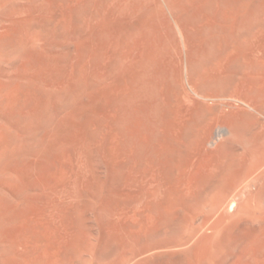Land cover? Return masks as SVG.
<instances>
[{
	"label": "rangeland",
	"instance_id": "rangeland-1",
	"mask_svg": "<svg viewBox=\"0 0 264 264\" xmlns=\"http://www.w3.org/2000/svg\"><path fill=\"white\" fill-rule=\"evenodd\" d=\"M256 10L264 0H0V264L264 263V183L261 217L238 213L206 255L210 198L264 157V73L253 82L241 31L222 33L250 18L263 43ZM212 29L231 44L222 65L198 54ZM237 188L228 214L254 198Z\"/></svg>",
	"mask_w": 264,
	"mask_h": 264
},
{
	"label": "bare ground",
	"instance_id": "bare-ground-1",
	"mask_svg": "<svg viewBox=\"0 0 264 264\" xmlns=\"http://www.w3.org/2000/svg\"><path fill=\"white\" fill-rule=\"evenodd\" d=\"M246 12V11H245ZM254 13H250L249 12V14L248 15H253ZM264 15V11H262V12H260L259 10H256L255 11V16H256V18H258V17H261V15ZM244 15H245V13H244ZM241 16H238V17H233V22L231 21V20H228L227 21V23L228 24H226V23H224V24H222V33L223 34H226V35H228V34H230V33H232V34H237L238 33V31H241L242 32V35H241V37L238 39V40H240V39H242L243 41H244V39H246L247 38V41L248 40H250V42H251V44H249L244 50H243V45H240V44H243L244 42H241L240 44H237V46H239V48L241 47L242 48V50H241V52H242V57H244L245 59H244V61L243 62H249L250 63V65L252 64V66L251 67H253L251 70L252 71H248L249 72V74L254 78V81L253 80H251V78H250V80L251 81H253L254 83L255 82H259V80L257 79L258 78V75L259 74H262L261 72H263L264 73V42L263 43H261L262 42V40H260V39H257L256 38V34H258V33H260V32H258L257 30H253L252 29V23H251V20H250V18H248V19H246V20H242L241 18H240ZM236 19V20H235ZM238 19V20H237ZM240 19L242 20V21H240ZM178 20V19H177ZM176 20V21H177ZM182 21V20H181ZM257 21L258 22H260V23H264V22H262L263 20H262V18H259V19H257ZM177 24H178V22H177ZM264 25V24H263ZM180 25L178 24V27H179ZM260 27V25L258 26V28ZM179 31H180V29H179ZM182 32V31H181ZM258 32V33H257ZM248 34H250V38L247 36ZM183 37V36H182ZM249 38V39H248ZM202 40H200V42H201V47L199 48V50H198V54L200 55V59H201V61H202V58H201V56L202 57H207V56H211V57H213V58H216V57H218V58H220L221 59V57L223 56V54L222 53H220L219 51L221 50L222 51V49H220L219 50V48H221V47H223V46H225L226 44L225 43H223V39L220 37V36H217V33H216V31L214 30V29H212V31L211 30H208L207 31V34H206V37L205 38H201ZM200 42H199V44H200ZM181 43V42H180ZM249 43V42H248ZM227 44H229V43H227ZM246 44V43H245ZM161 45V44H160ZM160 45L158 46H154V49L152 50L151 49V51L153 52V53H155L153 56H154V58H156V59H161V58H163V49H164V46H162V47H160ZM220 45V46H219ZM231 45V44H230ZM230 45H226V46H230ZM177 46H178V48H180L179 47V44H177ZM181 46V45H180ZM183 46H185V45H183ZM219 47V48H216V47ZM225 46V47H226ZM234 46V44L232 45V47ZM244 46H246V45H244ZM188 47V46H187ZM195 47H196V45H195ZM231 47V48H232ZM182 48V47H181ZM237 48V47H236ZM239 48L236 50V49H232V51L231 52H234V50L235 51H238L239 50ZM188 49H189V47H188ZM187 49V50H188ZM193 49V48H192ZM224 49V48H223ZM230 49V48H229ZM172 50V49H171ZM181 50H183V49H181ZM190 50V49H189ZM219 50V51H218ZM170 51V50H169ZM230 51V50H229ZM172 52V51H171ZM177 52H179V51H177ZM170 53V52H169ZM181 53H184V50H183V52H181ZM185 53H187L186 51H185ZM184 53V54H185ZM194 53V52H193ZM228 53V52H227ZM235 53H237V52H235ZM235 53H233L234 55H235ZM171 54V53H170ZM198 54H197V56H198ZM220 54H222V55H220ZM232 54V55H233ZM179 55V54H178ZM189 55V54H188ZM228 56H227V58L229 57H233V56H231V54L230 53H228L227 54ZM180 56V58H181V55H179ZM215 56V57H214ZM186 57V56H185ZM191 57H192V55H191ZM204 57V58H205ZM223 57H226L225 55L223 56ZM223 57H222V59H223ZM238 57V56H237ZM199 58V57H198ZM204 58H203V60H204ZM218 58H216V62H218L220 59H218ZM235 58V57H234ZM187 59V58H186ZM186 59H183V60H186ZM192 59V58H191ZM217 59H218V61H217ZM225 59V58H224ZM236 59H238L237 60V62L239 61V58H236ZM163 60H164V58H163ZM182 60V59H181ZM193 60V59H192ZM207 60H208V58H207ZM230 60H231V58H230ZM235 60V59H234ZM242 60H243V58H242ZM241 60V61H242ZM175 61H176V59H175ZM226 60H224V62H225ZM177 62H178V60H177ZM181 62V61H180ZM196 62V61H195ZM194 62V65L196 64ZM221 62L222 61H220V63L218 62V64L220 65L221 64ZM227 62V61H226ZM224 63V64H228V63H230L229 61H228V63ZM235 62H236V60H235ZM240 62V61H239ZM201 63H203V62H201ZM200 63V64H201ZM211 63V62H210ZM242 63V62H241ZM241 63H239V64H241ZM184 64V63H183ZM205 64V63H204ZM213 64V63H212ZM238 64V65H239ZM245 64V63H244ZM178 65H179V63H178ZM218 65V66H219ZM222 65V64H221ZM247 65H249V64H247ZM249 65V66H250ZM189 68V70L188 71H190V74H192L191 72H193L194 71V69H193V71L192 70H190V68H191V64L189 65H187ZM186 66V67H187ZM211 66V65H210ZM217 66V67H218ZM224 66V65H223ZM179 67V66H178ZM183 67V66H182ZM186 67H184V68H186ZM227 67V66H226ZM232 67V66H231ZM239 67V66H238ZM237 67V68H238ZM179 68H181V66L179 67ZM209 68V67H208ZM230 68V67H229ZM183 69V68H182ZM239 69V68H238ZM241 69V68H240ZM240 69H239V71H240ZM186 70V71H187ZM217 70H219V67H218V69ZM228 69L226 68V71H227ZM232 70V69H231ZM245 70V69H244ZM243 70V71H244ZM211 71H212V69H211ZM238 71V70H237ZM247 70H245V72H246ZM185 72V71H184ZM218 72V71H217ZM235 72V71H234ZM233 72V73H234ZM183 73V72H182ZM188 73V72H187ZM186 72L185 73H183L184 75H186L187 74ZM222 73L223 72H221V74L220 75H222ZM232 72L230 71L228 74H231ZM242 73V72H241ZM199 74V73H198ZM218 74H219V72H218ZM235 74V73H234ZM203 75V74H202ZM215 75V74H214ZM233 75V74H232ZM243 75V74H242ZM187 76V75H186ZM216 76V75H215ZM215 76L213 77V78H215ZM231 76V75H230ZM245 76V75H244ZM244 76H240V78L238 77L237 78V80L238 79H241V78H243ZM246 76H247V74H246ZM249 76V75H248ZM262 76V75H261ZM261 76H259V77H261ZM211 77V76H210ZM228 77H229V75H228ZM228 77H225L226 79L228 78ZM233 77V76H232ZM250 77V76H249ZM198 78V77H197ZM231 78V77H230ZM230 78L229 79H227V80H225L228 84H230L231 83V81H230ZM196 79V78H195ZM194 79V80H195ZM201 79L202 78H199V82L201 81ZM212 79V78H211ZM215 79H217V77L215 78ZM214 79V80H215ZM220 79V78H219ZM232 79V78H231ZM246 79V78H245ZM183 80H184V78H183ZM205 80V79H204ZM222 80H224V78L222 79ZM242 80V79H241ZM249 80V81H250ZM188 81H189V79H188ZM190 81H192V80H190ZM197 81V80H196ZM209 81L210 80H208L207 82L209 83ZM219 81V80H218ZM229 81H230V83H229ZM248 81V80H247ZM247 81L245 82V81H243V82H245V83H247ZM202 82V81H201ZM200 82V83H201ZM213 82H215V81H213ZM242 82V81H241ZM264 82V81H263ZM188 83H190V82H188ZM194 83V82H193ZM233 83V82H232ZM252 83V82H251ZM196 85V88H197V82L195 83ZM201 84H203V82L201 83ZM201 84H198V86L200 85L201 86ZM205 84V83H204ZM214 84V83H213ZM216 84H217V81H216ZM226 84V83H225ZM234 84V86H235V83H233ZM264 84V83H263ZM189 85V87L190 86H192V85H190V84H188ZM187 85V86H188ZM206 85V84H205ZM215 85V84H214ZM221 85H222V82H221ZM187 86L185 87L186 89H187ZM200 86H199V89L197 88V92H198V90H200ZM202 86H204V85H202ZM241 86V85H240ZM242 86H243V84H242ZM246 85L244 84V87H245ZM261 86V85H260ZM182 87H184V85L182 86ZM188 87V88H189ZM204 87H206V86H204ZM215 87V86H214ZM232 87V86H231ZM249 87V89L247 90V91H251V88H250V86H248ZM253 87H254V85H253ZM212 88V87H211ZM258 88V87H257ZM233 89V88H232ZM189 90V89H188ZM195 90V89H194ZM193 90V91H194ZM228 90V89H227ZM234 90V89H233ZM239 90L240 89H238V92H239ZM258 90V89H257ZM183 92H185L186 90H182ZM225 91V90H224ZM232 91V90H231ZM242 91H244L243 90V88H242ZM262 91H263V89H262ZM189 92V91H188ZM191 92H192V90H190V94H191ZM197 92H195V93H197ZM200 92H201V90H200ZM237 92V91H236ZM187 93V92H186ZM186 93H184V95L186 94ZM194 92H192V94H193ZM211 93H213V92H211ZM211 93H210V95H211ZM231 93H233V91L231 92ZM230 93V94H231ZM250 93H252V92H250ZM189 94V93H188ZM191 94V95H192ZM209 94V93H208ZM207 94V95H208ZM222 94V93H221ZM227 94H229V93H227ZM239 94V93H238ZM238 94L236 93V94H233V95H236V96H238ZM247 94V93H246ZM245 94V95H246ZM261 94H262V92H261ZM190 95V96H191ZM241 95H244V93L243 92H241ZM245 95H244V97H245ZM260 95V94H259ZM187 96H189V95H187ZM189 96V97H190ZM194 96H195V94H194ZM200 96V95H199ZM201 96H202V93H201ZM203 96H204V93H203ZM202 96V97H203ZM212 96V95H211ZM215 96V95H214ZM223 96H224V94H223ZM232 96V95H231ZM250 96V95H249ZM261 96V95H260ZM260 96H258V97H260ZM210 97V96H209ZM209 97H206V99L208 98L209 99ZM216 98H218V96L216 95L215 96ZM220 97V96H219ZM228 97V96H227ZM233 97V96H232ZM252 97H253V95H252ZM251 97V99H250V101H248V102H250V104H255V105H257V107H258V103L257 102H254V103H252L255 99H254V97H255V93H254V97L252 98ZM256 97H257V94H256ZM257 97V98H258ZM183 98H185V96H183ZM210 98H212V97H210ZM238 98V97H237ZM256 98V99H257ZM186 99V98H185ZM187 99H188V97H187ZM190 100L192 99V98H189ZM188 99V100H189ZM204 99H205V97H204ZM213 99V98H212ZM215 99V98H214ZM224 99V98H223ZM241 100H239V101H243L242 99H243V97H241L240 98ZM249 99V98H248ZM253 99V100H252ZM259 99L260 98H258V101H259ZM195 100V99H194ZM211 100V99H210ZM219 100H222V99H220L219 98ZM226 100H227V98L224 100L225 102H226ZM233 100H235L234 99V97H233ZM183 101H187V100H183ZM193 101V100H192ZM199 101V100H198ZM217 101V100H216ZM215 101V102H216ZM229 100H227V102H228ZM252 101V102H251ZM256 101V100H255ZM261 101V100H260ZM189 103H191V101H188ZM194 103H195V101H193ZM200 102V101H199ZM199 102H196V103H199ZM215 102H214V105H215ZM224 102V103H225ZM238 102V101H237ZM193 103V104H194ZM202 103V102H201ZM204 103V102H203ZM231 103V102H230ZM233 103V102H232ZM240 103V102H239ZM246 103V102H245ZM192 103H191V105H193ZM213 104V103H212ZM220 104H221V102H220ZM223 104V103H222ZM222 104H221V109H223L222 108ZM244 104V103H243ZM262 104H264V103H262ZM189 105V104H188ZM199 105H201L202 106V104H199ZM205 105V104H204ZM208 105V104H207ZM207 105H205V106H207ZM224 105V104H223ZM230 106V105H229ZM241 106V105H240ZM243 106V105H242ZM263 106V105H262ZM209 107H210V105H209ZM208 107V109H209V112H212V111H210V108ZM224 107V106H223ZM233 107H235V106H233ZM253 107H255L254 105H252V108ZM256 107V108H257ZM260 107V106H259ZM225 109H226V107H224ZM240 108V107H239ZM206 109V108H205ZM208 109H206V110H208ZM224 109V110H225ZM235 109V108H234ZM255 111L257 110V109H255V108H253ZM262 109V108H261ZM205 110V111H206ZM216 110H217V108H216ZM229 110H231V109H229ZM228 110V111H229ZM214 111V110H213ZM218 111L219 110H217V114H218ZM225 111H227V110H225ZM227 111V112H228ZM251 111V110H250ZM208 112V111H207ZM215 112H213L212 114H214ZM215 113V114H216ZM220 113V112H219ZM229 113V112H228ZM238 113V112H237ZM256 113V112H255ZM225 115H227V114H225ZM219 117H221L220 115H219ZM218 117V118H219ZM210 118V117H209ZM241 118V117H240ZM219 119H221V118H219ZM239 119V118H238ZM237 121V120H236ZM241 122V121H240ZM259 126V125H258ZM256 129V128H255ZM219 132V131H218ZM222 132V131H221ZM246 134V133H245ZM210 143V142H209ZM256 150V149H255ZM259 150V149H258ZM257 151V150H256ZM262 152H260V154H261ZM256 155L258 154V153H255ZM259 155V154H258ZM257 155V156H258ZM263 155V154H262ZM261 155V156H262ZM225 157V156H224ZM254 158V157H253ZM260 158V157H259ZM245 160V159H244ZM260 160V159H259ZM220 162V161H219ZM254 162V161H253ZM257 162V161H256ZM223 163V162H222ZM258 163V162H257ZM221 164V163H220ZM256 164V163H255ZM223 165V164H222ZM253 165V164H252ZM254 166V165H253ZM252 166V167H253ZM257 166V168L255 167V171L257 170V171H259V172H257L255 175L253 174V173H251V172H248V173H244V174H240V176L237 178V179H235V181L233 182V184H231V186L230 187H228V189L226 190V192L224 191V193H222V190H223V187H221V186H219V188L221 187L222 188V190L221 191H219L220 192V194L222 193V195H220L219 194V192H218V189H217V194H219V199L217 198H215V201L213 200V199H211L210 198V200H212L210 203H212V204H210L209 202H208V204H210L211 205V207L212 206H214V207H212L214 210H215V212H214V214H212V215H216L215 213H217V212H219L218 214H219V216L216 218V219H218L217 221H215V219H214V221L211 219V221H213L212 222V224L214 223L215 224V226H214V228H213V232L215 233H213L212 232V235H210L209 233H207V234H209L208 236H212V237H210L211 238V241H212V245H210V243H211V241H209L208 243H205V244H209L210 245V247L209 248H207V256L208 257H217L218 255H219V252H220V248H221V243H220V241L221 240H223V238H226V236H224V233H225V231H226V229H227V226H229L230 227V224H232V223H230V224H228L229 222H232V221H234V217H235V219L237 218V214L238 213H241L242 212V214H240V216L242 215L243 216V214L245 215V216H247L246 214H248L250 217L252 216V217H261L260 215H262V213L264 212L263 210H262V208H257L256 207V205H257V203L255 204V208H254V206L252 205V202H254V201H252V200H254L256 197H255V195L256 194H254V193H252V190H253V187H257V186H259V183L261 184V183H264V157H262V160H260L259 161V163L256 165ZM248 169H251L252 170V168H249L248 167ZM253 171H254V169H253ZM213 172V171H212ZM211 172V173H212ZM223 173V172H222ZM242 173V172H241ZM221 174V173H220ZM213 176H214V174H212ZM211 175V176H212ZM217 177V176H216ZM219 177V176H218ZM237 177V176H236ZM218 179V178H217ZM219 179H221V178H219ZM216 180V179H215ZM214 180V181H215ZM213 181V180H212ZM219 181V180H218ZM239 182H245V184H246V187L249 189V193L251 194L252 193V195L251 196H253V194H254V198H252V197H250V198H248V199H246L247 201H245L246 203H247V205L248 206H250V207H245V209L242 207V211L240 210V209H237L236 211H234L233 213L234 214H228V208H230L231 207V210H232V207H234V205H236V202L238 201V199L236 200V196H239V193H238V191H240V190H238L237 191V189H239V188H237V186H238V184H239ZM192 185V184H191ZM202 185V184H201ZM227 185V184H226ZM199 186V185H198ZM197 186V187H198ZM218 186V185H217ZM216 186V187H217ZM223 186V185H222ZM261 187V186H260ZM227 188V187H226ZM225 188V189H226ZM262 188H264V187H262ZM200 189V188H199ZM257 189H258V187H257ZM259 190V189H258ZM254 191V190H253ZM255 191H257V190H255ZM211 192H213V190L211 191ZM215 192V191H214ZM213 192V193H214ZM212 193V194H213ZM248 193V194H249ZM257 193V192H256ZM193 194V193H192ZM215 194V193H214ZM242 194V193H241ZM244 194V193H243ZM208 195V194H207ZM261 195V194H260ZM259 195V196H260ZM244 196V195H243ZM207 197V196H206ZM215 197H217V196H215ZM213 198V197H212ZM241 198V197H240ZM257 198H258V195H257ZM259 199V198H258ZM257 199V200H258ZM207 200V199H206ZM206 200H205V203H206ZM213 201H214V203H213ZM252 201V202H251ZM243 202V201H242ZM250 202V203H249ZM249 203V204H248ZM260 203V202H259ZM207 204V203H206ZM208 204H207V206H208ZM246 205V204H245ZM251 205H252V207H253V209L251 208ZM259 205V204H258ZM208 208V207H207ZM211 208V211L213 212V209ZM221 211H223V212H221ZM263 211V212H262ZM223 213V215L225 214V215H228L227 216V218L225 217V215L223 216L224 218H221L220 217V215ZM209 214V213H208ZM248 216V217H249ZM216 217V216H215ZM220 217V218H219ZM225 219V220H224ZM234 223H235V221H234ZM205 225V224H204ZM215 230V231H214ZM228 232H230V231H228ZM227 234V233H226ZM195 235V234H194ZM192 236L193 238L196 236ZM197 235L200 237V236H203V235H199L198 233H197ZM230 235V234H229ZM206 236V235H205ZM207 237V236H206ZM228 237V236H227ZM230 237V236H229ZM190 239H191V237H190ZM189 239V240H190ZM194 239H192V241H193ZM208 240V239H207ZM210 240V239H209ZM195 241V240H194ZM193 241V242H194ZM201 240H199L198 242H200ZM188 242V241H187ZM190 242H191V240H190ZM189 242V243H190ZM205 242H207V241H205ZM222 242V241H221ZM228 242V241H227ZM227 242H224L225 244L227 243ZM195 243V242H194ZM223 243V242H222ZM187 244V243H186ZM193 244V243H192ZM192 244H190V245H192ZM197 244H199V243H197ZM202 244V243H201ZM224 244V245H225ZM209 245H207V246H209ZM194 246V245H193ZM199 246H201V248L203 249V246L204 247H207L206 245H200L199 244ZM196 247V245L194 246V247H196V249H199L200 247ZM226 246V245H225ZM231 246V245H230ZM193 247V248H194ZM226 248H227V246H226ZM200 251H201V249H199ZM229 251V250H228ZM200 253V252H199ZM203 254V253H202ZM224 254V253H223ZM227 254V253H226ZM200 255H201V253H200ZM203 256H204V254H203ZM207 256H204V257H207ZM234 256V255H233ZM200 257V256H199ZM202 257V256H201ZM207 257V258H208ZM204 259V258H203ZM213 259H217V258H213ZM202 261V260H201ZM242 261V260H241ZM199 262V261H198ZM235 263V262H234ZM263 263V262H262ZM262 263H260V264H262ZM237 264V263H236ZM264 264V263H263Z\"/></svg>",
	"mask_w": 264,
	"mask_h": 264
}]
</instances>
